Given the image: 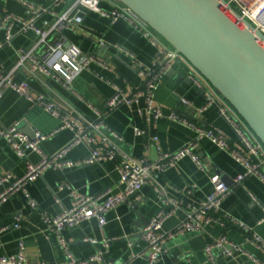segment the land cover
<instances>
[{"label":"crops","instance_id":"crops-1","mask_svg":"<svg viewBox=\"0 0 264 264\" xmlns=\"http://www.w3.org/2000/svg\"><path fill=\"white\" fill-rule=\"evenodd\" d=\"M73 1L29 0L32 4L30 6L22 0H0V17L6 12H12L20 19L15 21L14 36L10 41H6L5 31L0 30V41L3 42L0 60L5 69L14 68L19 48L28 50L36 42L37 33L32 28L23 29L22 20L31 19L42 7H47V11L36 15V23L47 26ZM115 2L116 0H101L100 5L111 9ZM81 13L82 21L78 26H67L63 30L67 43L77 44L83 51L94 53L106 65L98 61L92 62L89 68L83 69L75 78L73 89L66 88L54 78L31 72L28 68L30 60L25 67L14 71L15 78L27 80L33 92L47 94L64 110L72 111L83 123L98 118L96 109L103 111L108 125L121 136L117 142L119 148L133 157L155 159L158 149L175 151L191 139L196 143L193 151L202 165L185 154L163 170L154 169L146 184L133 192L127 201L117 204L107 213L108 221L104 227H100L96 218L84 220L77 226L65 227L62 232L70 250L77 257H87L101 250L103 262L108 264H146L147 242L138 233L162 205L157 187L164 189L166 197L180 201V206L162 223L163 230H170L184 217L186 204L198 203L209 192V175L212 172H219L231 186L230 193L222 200L221 212L242 220L264 239V223H257L263 215L264 181L255 174L247 173L241 162L210 139L197 138L192 129L167 117V113L175 109L197 122L218 128L225 133L230 144L236 146L251 161L257 160L220 113L218 104L212 102L205 105L206 93L190 78L189 62L181 57L172 59L169 69L155 88L154 99L163 111L159 118L154 119L146 112L137 111V107L144 104L142 98L132 106L120 104L109 109L107 102L116 86L127 89L142 81V70L115 44L133 52L138 61L149 64L154 58L160 57L165 39L160 38L157 44H152L139 28L124 18L118 17L112 21L108 16L89 8H83ZM100 40L105 44H101ZM39 53V50L33 52L35 56H39ZM181 96L189 104L181 103ZM17 122L31 135L36 130L53 131L60 125L57 116L15 89L7 87L0 97V123L11 126ZM134 126L144 128L145 133L135 134ZM154 134L156 139L153 138ZM73 136L71 128H61L41 141V149L48 155L54 154L69 144ZM90 148L91 145L86 142L75 144L68 150L67 157H83L90 152ZM41 157L38 151H31L27 157H18L7 140L0 136V173L10 172L13 176H22L26 172L28 161L38 162ZM237 174H243V177L234 182L233 177ZM63 183L70 184L71 188L60 187ZM120 185L116 160L66 168H46L39 177L28 183L32 197L38 202L37 207H31L21 191L0 202V227H6L0 235V254L17 252L23 241L25 254L30 261H64L65 250L56 234L48 229L42 212L57 214L65 206H70L71 190L98 194L109 188L117 192ZM5 186L0 185V193ZM250 194L259 203L252 201ZM17 217L20 225L16 227L14 223ZM221 233L240 243L264 264V252L245 240L243 230L231 223L221 226L215 220L205 223L199 231H188L169 238L165 243V251L154 264H210L204 245ZM85 237H93L96 241H86ZM214 264L254 263L247 254L236 252L232 256L216 255Z\"/></svg>","mask_w":264,"mask_h":264},{"label":"built area","instance_id":"built-area-1","mask_svg":"<svg viewBox=\"0 0 264 264\" xmlns=\"http://www.w3.org/2000/svg\"><path fill=\"white\" fill-rule=\"evenodd\" d=\"M22 2L32 5L29 0H22ZM100 2L101 0H74L64 12L57 15L54 21L47 26L36 23V15L48 10L47 7H42L31 19L22 20L23 29L32 28L37 33V39L32 48L28 50L19 48L17 50L18 59L12 69H5L0 60V97L3 95L5 88H13L60 119V125L55 130L50 132L36 130L33 135L22 129L19 122L11 126H4L0 123V136L7 140L18 157H27L31 151H38L42 155L38 162L28 161L26 172L22 176L16 177L10 172L0 173V185H6L0 193V202L21 191L28 204L33 208L37 207L38 202L32 197L28 189V183L39 177L48 167L66 168L116 160L120 188L117 192H113L109 188L98 194H85L71 190L70 206H65L57 214L42 212L48 229L56 234L59 243L65 250L66 259L64 261H30L25 254V244L21 241L17 252L0 254V264H108L103 262V252L101 250L87 257H77L70 250L68 241L63 235V229L67 226L80 225L84 220L90 218H96L100 227H104L108 221L107 213L117 204L127 201L133 192L146 184L154 169L163 170L174 164L182 155H189L198 165H202L200 158L193 151L196 143L191 139L175 151L158 149V155L155 159H149L146 156L133 157L119 148L117 142L121 139V136L108 125L103 111L95 108L98 118L95 121L83 123L73 115L72 111L64 110L56 100L50 98L47 94L33 92L27 80L15 78L14 71L17 68L25 67L27 61L30 60L28 68L31 72L54 78L66 88L73 89L75 78L83 69L89 68L92 62L98 61L106 65L94 53L83 51L77 44L67 43L63 30L67 26L75 27L79 25L82 21L81 12L83 8L95 10L108 16L112 21L118 17L124 18L130 24L139 28L152 44H157L160 38H163L120 0H116L114 7L111 9L102 7ZM224 5L232 7L240 18H244L264 34V0H226ZM17 20L20 19L12 12H6L0 17V30L5 31L6 41H10L14 36L13 27ZM260 41L264 45V42ZM100 43L105 44L103 40H100ZM2 46L3 42L0 41V48ZM115 46L124 51L131 61L142 70V81L140 84L127 89L116 86L114 94L108 99V108H114L120 104L132 106L142 98L144 104L138 106L137 111L139 113L146 112L154 119L159 118L163 115V111L154 99V90L162 76L169 69L171 60L184 57L166 40L162 43L160 57L154 58L149 64L138 61L135 54L126 48L118 44H115ZM35 50L40 51L39 56L33 54ZM190 65V78L206 93L205 105L212 102L218 104L220 113L233 128L242 144L251 154L256 156L257 160L251 161L236 146L230 144L225 133L218 128L197 122L175 109L169 111L167 117L192 129L197 138L206 137L210 139L219 148L226 150L232 157L241 162L246 167L247 173L255 174L264 181V145L224 96L192 64ZM179 101L183 104H189V101L183 96L179 98ZM89 104L92 106L91 103ZM61 128H71L74 131L72 141L54 154H46L41 149V141ZM133 130L135 134L145 133V129L139 126H134ZM153 138L156 139L155 134ZM83 142L91 145L90 152L87 155L79 158L67 157V152L73 145ZM242 177L243 174H237L233 177V181L238 182ZM209 181L211 188L206 196L198 203L186 204L184 217L170 230H163L162 223L180 206V201L166 197L164 189L157 187L156 191L162 205L142 227V235L147 242L146 264H154L160 254L165 251V243L169 238L188 231H199L205 223L211 220H215L221 226H226L229 223L235 224L244 231L247 242L264 252V239L252 227L228 213L221 212L222 200L230 193L231 186L225 183L219 172H212L209 175ZM60 187L71 188V185L63 183ZM250 197L252 201L259 203L253 194H250ZM262 210L263 215L257 220V223H264V207H262ZM19 225L20 222L17 217L14 226ZM4 229L6 227H0V235ZM84 239L91 242L96 241L93 237H85ZM204 251L210 264H214L215 257L218 254L232 256L236 252L247 254L254 264H262L257 257L246 251L240 243L229 239L224 233L207 242L204 245ZM114 264L127 263L117 262Z\"/></svg>","mask_w":264,"mask_h":264},{"label":"water","instance_id":"water-1","mask_svg":"<svg viewBox=\"0 0 264 264\" xmlns=\"http://www.w3.org/2000/svg\"><path fill=\"white\" fill-rule=\"evenodd\" d=\"M120 1L192 64L264 145V34L226 0Z\"/></svg>","mask_w":264,"mask_h":264}]
</instances>
